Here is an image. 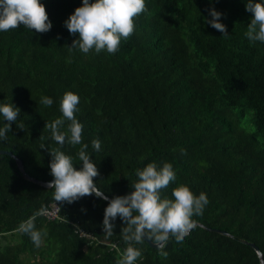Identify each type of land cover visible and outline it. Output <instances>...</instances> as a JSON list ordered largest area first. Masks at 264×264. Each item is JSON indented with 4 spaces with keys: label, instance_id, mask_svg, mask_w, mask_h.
I'll use <instances>...</instances> for the list:
<instances>
[{
    "label": "trees",
    "instance_id": "1",
    "mask_svg": "<svg viewBox=\"0 0 264 264\" xmlns=\"http://www.w3.org/2000/svg\"><path fill=\"white\" fill-rule=\"evenodd\" d=\"M40 2L48 32L23 25L0 31V105L19 109L0 139V151L12 155L0 154V264H117L127 247L119 217L113 235H104L108 202L95 196L57 203L55 220L37 216L36 229L46 233L39 247L19 230L41 206L56 205L53 190L37 182L53 178L46 148L60 146L44 127L62 118L66 92L79 97L74 115L98 170L93 182L109 199L133 191L137 169L165 162L176 179L160 190L161 199H174L178 185L207 195L182 242L170 237L166 258L143 241L133 245L142 253L135 264H260L248 244L264 264V43L245 35L246 0H145L146 11L115 54L67 48L78 35L63 23L82 0ZM210 9L222 14L227 36L205 22ZM45 96L50 107L40 102ZM5 123L0 114V128ZM80 147L61 148L75 170L82 167Z\"/></svg>",
    "mask_w": 264,
    "mask_h": 264
},
{
    "label": "clouds",
    "instance_id": "2",
    "mask_svg": "<svg viewBox=\"0 0 264 264\" xmlns=\"http://www.w3.org/2000/svg\"><path fill=\"white\" fill-rule=\"evenodd\" d=\"M145 11V0H95L93 3L82 0V6L76 8L63 23L70 35H78V39L73 40L71 46L67 48L70 52L78 49L84 54L92 50L97 54L104 50L109 54H115L121 40H127L133 34L134 18ZM208 11L211 19L205 22L223 36H227L225 25L218 22L222 14L214 9ZM245 11L251 13V20L245 33L247 39L251 42L264 43V2L246 0ZM20 25L35 30L36 33H46L52 27L40 0H0V31L6 32ZM40 102L46 107L53 104V100L46 96L42 97ZM78 104V95L66 92L60 101L62 118L45 123L44 127L50 130L51 138L60 146L48 150L45 145H41V149L46 148L51 156L48 167L53 179L46 187L53 190L58 212L60 208L57 203L71 204L86 196L108 200L93 182L98 170L95 163L90 160L88 145L82 144L83 125L74 115L78 111ZM0 114L8 122L0 128V139H6L7 133L11 130L10 125L17 120L19 109L10 103L0 105ZM66 121L67 129L62 131ZM65 143L81 145L77 153L82 164L80 170H75L73 158L61 151ZM91 145L94 151L101 150L99 139H93ZM135 175L138 179L131 186L133 191L112 198L104 209L102 228L106 237L113 235L114 221L117 217L124 224L120 233L127 247L121 253V259L117 264H135L142 253L133 245L143 242L145 238L153 243L161 256L166 258L168 254L163 249L170 237H174L177 243L182 242L195 226L192 217L202 215L204 207L209 202L205 193L194 195L186 185H178L173 189L174 199H161L160 190L176 179L170 163L165 162L159 168L155 163H149L143 169H137ZM46 215H49L48 208L41 206L33 217L19 226V230L28 234L36 247L41 245L46 233L37 230L34 221L37 216Z\"/></svg>",
    "mask_w": 264,
    "mask_h": 264
},
{
    "label": "built area",
    "instance_id": "3",
    "mask_svg": "<svg viewBox=\"0 0 264 264\" xmlns=\"http://www.w3.org/2000/svg\"><path fill=\"white\" fill-rule=\"evenodd\" d=\"M49 215L44 216L48 220H55L58 218V211L56 209V205L50 204L48 207ZM72 232L78 237H84L88 240L91 239V236L84 233V231L78 229L76 226H72Z\"/></svg>",
    "mask_w": 264,
    "mask_h": 264
},
{
    "label": "water",
    "instance_id": "4",
    "mask_svg": "<svg viewBox=\"0 0 264 264\" xmlns=\"http://www.w3.org/2000/svg\"><path fill=\"white\" fill-rule=\"evenodd\" d=\"M0 154H6V155H8V156H11L12 157V155L9 153V152H5V151H0ZM17 163H19L18 161H17ZM19 165V164H18ZM20 166V165H19ZM53 179V178H52ZM52 179L51 180H49V181H47V182H37V181H34V182H37V183H39L41 186H43V187H45V188H47L46 187V185H47V183L48 182H50V181H52ZM131 193V192H130ZM129 193V194H130ZM104 200V199H103ZM109 200H111V199H109L108 198V200H105V201H109ZM222 234H226L225 232H221ZM144 241H146V243H148V245L150 246V247H152V248H155V249H157L150 241H148L146 238H145V240ZM254 251H255V253H256V255H257V257H258V259H259V263L260 264H263V262H262V259H261V254H260V252L258 251V249L253 245V244H248Z\"/></svg>",
    "mask_w": 264,
    "mask_h": 264
}]
</instances>
